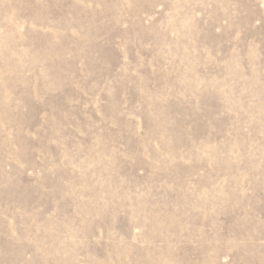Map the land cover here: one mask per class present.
I'll return each mask as SVG.
<instances>
[{
  "label": "rangeland",
  "instance_id": "obj_1",
  "mask_svg": "<svg viewBox=\"0 0 264 264\" xmlns=\"http://www.w3.org/2000/svg\"><path fill=\"white\" fill-rule=\"evenodd\" d=\"M0 264H264V0H0Z\"/></svg>",
  "mask_w": 264,
  "mask_h": 264
}]
</instances>
